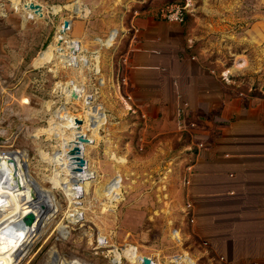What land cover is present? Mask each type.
Instances as JSON below:
<instances>
[{
    "label": "rangeland",
    "instance_id": "rangeland-1",
    "mask_svg": "<svg viewBox=\"0 0 264 264\" xmlns=\"http://www.w3.org/2000/svg\"><path fill=\"white\" fill-rule=\"evenodd\" d=\"M179 10L183 23L167 19ZM66 20L71 28L64 27ZM158 22L163 41H180L183 34L180 57H194L214 76L221 101L264 121V0H0V156L23 160L40 194L51 191L60 205L18 264H138L115 258L113 248L129 246L138 249L139 261L146 256L153 264H192L186 256L194 264H264V257L247 256L259 251L254 242H235L226 258L208 256L188 220L182 221L178 136L183 127L191 137L192 125L206 118L175 105L166 114L134 111L138 92L134 73L126 71L128 47L118 49L124 37L139 38ZM175 24L180 28L172 36ZM49 49L51 59L43 61ZM64 58L72 63L65 65ZM80 119L81 128L70 127ZM80 134L88 163L82 175L90 186L74 206L53 179L71 178ZM116 178L118 192L107 196ZM13 208L11 220L18 212ZM75 210L83 216L73 224Z\"/></svg>",
    "mask_w": 264,
    "mask_h": 264
},
{
    "label": "crops",
    "instance_id": "crops-1",
    "mask_svg": "<svg viewBox=\"0 0 264 264\" xmlns=\"http://www.w3.org/2000/svg\"><path fill=\"white\" fill-rule=\"evenodd\" d=\"M157 25L147 27L139 38L124 37L118 49L128 47L126 71L134 73L131 79L138 92L139 109L134 111L166 114L175 105L206 118L192 125L191 137L183 133V127L178 136L182 148L177 152L176 191L182 197V221L188 220L193 240L205 244L208 256L226 258L230 247L234 250L233 244L241 241L259 243V251L247 256L264 257V121L242 115L240 108L231 110L227 101L220 100L224 95L215 92L214 76L194 57H180L183 34L180 41L173 37L163 41V23ZM171 26L173 36L180 27ZM213 119L218 122L212 124ZM183 136L189 143H184ZM190 145L193 151L185 153ZM187 158L191 162L186 167Z\"/></svg>",
    "mask_w": 264,
    "mask_h": 264
},
{
    "label": "bare ground",
    "instance_id": "bare-ground-1",
    "mask_svg": "<svg viewBox=\"0 0 264 264\" xmlns=\"http://www.w3.org/2000/svg\"><path fill=\"white\" fill-rule=\"evenodd\" d=\"M26 9H30L35 14H39V8H37V5L35 4L26 5ZM63 40L67 43V46L69 48H76L77 50V44L69 40V37L65 36ZM51 54V49L46 51L42 58L43 61L50 60L52 56ZM95 58H99V56ZM64 63L65 65H68V63L70 64L72 62H68V59L64 58ZM76 123L77 122H74V124L70 125V127H77L78 129L81 128V126ZM83 137L84 136L81 135V138ZM84 139L85 141L82 143L79 142L80 140H76L75 142H73V144L76 143L81 147V153L83 154L82 156L85 158L86 154L83 147L86 143V138L84 137ZM73 144L71 145V147H73ZM10 158L11 157L8 158L7 156H0V264H18L20 256H22V254L25 252L27 246L30 244V247L32 246L33 241H35L40 233L43 232V229L46 228V225L51 220H53L56 214L60 211V205L57 201L58 199L56 200V197H54L51 191H45L43 194H40L41 187L37 183V181H35L33 178L31 179V176L28 173L27 164L24 163L23 160H21L20 162L14 161L15 164L11 165ZM68 158L62 160V168L66 167L67 164L65 163V161ZM70 161H72L71 165L73 170L72 173H70L71 178L68 179V175L66 173H64L66 175L63 176L60 174L61 172H59L58 174H60L61 177L59 179L54 178L55 180L53 179V182L60 183L61 185L63 184V186H65V195L69 198L70 203L74 206H79L81 205V203L78 200L84 198L86 193L89 192L88 190L90 182H88V180H86L87 178L83 177L82 175V173L87 172L85 171L87 167L84 168V171L82 173H76L75 168L77 167V163L73 156L70 157ZM12 175L15 176L11 178ZM58 177L59 175L57 176V178ZM59 187L64 191L61 186ZM113 187L119 188L118 178L113 181L111 191L109 192V194H107V196L116 194L118 192H115V190H113ZM45 206L47 209L46 213L44 211ZM12 208L16 209V211L18 210L17 217L13 220H11L12 218L8 216V211L12 210ZM30 213L35 214L37 221L32 227H25L22 223V220L26 215ZM81 216H83L81 211H76L75 214L72 213V215L69 216L70 222L76 224L81 220ZM11 223H14V225H12ZM63 228L65 227L63 226ZM99 242L100 244L104 245L106 243L104 238H100ZM112 250L116 259L126 257L132 263L139 264L145 257H142L139 261L138 249L134 246H129L122 252H120L116 247ZM57 263L69 264L64 261H57L53 264Z\"/></svg>",
    "mask_w": 264,
    "mask_h": 264
},
{
    "label": "water",
    "instance_id": "water-1",
    "mask_svg": "<svg viewBox=\"0 0 264 264\" xmlns=\"http://www.w3.org/2000/svg\"><path fill=\"white\" fill-rule=\"evenodd\" d=\"M76 12H78V10H76ZM71 26H72V22L70 20L64 21V27L65 28L68 29V28H71ZM76 122L79 125H83V121L81 119L76 120ZM79 140H80L79 142H81V143L85 141L84 137L83 138L80 137ZM81 152H82L81 147L78 144L75 145V147L72 151V155H73V157L77 163V167L75 168L76 173H82L84 171V168L87 165V161L82 156L83 154ZM10 163L15 164L14 161H12V160H10ZM37 194H38V192H37ZM44 211H45V213L47 212L46 206L44 207ZM36 221H37V219H36L35 214L30 213L23 218L22 223L25 227H32ZM153 263H154V261L152 258L144 257L143 264H153Z\"/></svg>",
    "mask_w": 264,
    "mask_h": 264
},
{
    "label": "built area",
    "instance_id": "built-area-1",
    "mask_svg": "<svg viewBox=\"0 0 264 264\" xmlns=\"http://www.w3.org/2000/svg\"><path fill=\"white\" fill-rule=\"evenodd\" d=\"M167 19L169 21H176V22H181L183 23L184 22V14L182 12V10H179L177 11L176 13H169L167 15ZM144 259V258H143ZM142 264H143V261H142Z\"/></svg>",
    "mask_w": 264,
    "mask_h": 264
}]
</instances>
